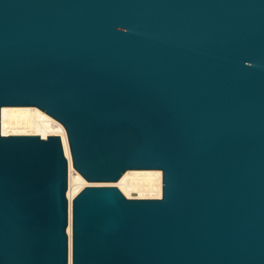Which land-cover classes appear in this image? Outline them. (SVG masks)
I'll list each match as a JSON object with an SVG mask.
<instances>
[{
	"label": "water",
	"instance_id": "1",
	"mask_svg": "<svg viewBox=\"0 0 264 264\" xmlns=\"http://www.w3.org/2000/svg\"><path fill=\"white\" fill-rule=\"evenodd\" d=\"M63 123L90 182L162 169L161 197L86 185L72 264H264V0H0V264H68Z\"/></svg>",
	"mask_w": 264,
	"mask_h": 264
},
{
	"label": "bare ground",
	"instance_id": "2",
	"mask_svg": "<svg viewBox=\"0 0 264 264\" xmlns=\"http://www.w3.org/2000/svg\"><path fill=\"white\" fill-rule=\"evenodd\" d=\"M3 134H38L61 136L69 162L67 197L70 203V259L72 264V200L86 185H116L126 196L136 198L161 197L163 192L162 169H129L115 182H90L73 165L67 131L62 122L38 106H3L1 109Z\"/></svg>",
	"mask_w": 264,
	"mask_h": 264
},
{
	"label": "rangeland",
	"instance_id": "3",
	"mask_svg": "<svg viewBox=\"0 0 264 264\" xmlns=\"http://www.w3.org/2000/svg\"><path fill=\"white\" fill-rule=\"evenodd\" d=\"M83 188V187H82Z\"/></svg>",
	"mask_w": 264,
	"mask_h": 264
}]
</instances>
